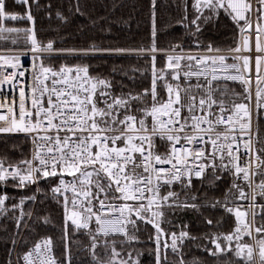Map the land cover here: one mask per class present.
<instances>
[{
	"label": "snow or ice",
	"instance_id": "6c2138e0",
	"mask_svg": "<svg viewBox=\"0 0 264 264\" xmlns=\"http://www.w3.org/2000/svg\"><path fill=\"white\" fill-rule=\"evenodd\" d=\"M15 2L23 13L0 0V41L15 45L23 33L39 63L33 64L30 95L20 88L18 101L0 102V134H23L31 142L27 157L15 163L0 158V184L22 190L35 185V191L12 203L7 193L0 194V217L15 223L11 257L23 241L17 239L21 229L29 228L25 218L34 216L25 204L38 202L43 180L64 210L66 243L64 260L55 257L53 239L45 237L8 264H72L70 233L87 237L90 264H140L143 253L135 245L142 225L154 230L148 239L155 264H185L183 242L195 238L187 226L177 232L162 224L170 223L167 213L201 208H222L236 222L228 233L207 236L215 247L206 249L210 255L234 251L244 264H264V0H193L191 19L185 3L178 23L193 36L221 11L237 30L233 45L203 46L197 39L195 52L179 44L157 47L154 10L146 48L55 49L54 41L44 44L36 37L33 9L42 8L40 0ZM57 17L64 19L59 12ZM8 21L33 26L8 27ZM53 52L142 56L150 62L151 86L115 95L111 81L91 75L87 65H46L43 54ZM161 53L165 62L158 67ZM24 54L0 55V62L16 69ZM23 75L0 73V85L14 86ZM226 175L231 184L222 199L193 191L194 178L212 189ZM37 220L50 223L49 217ZM245 236L253 243H241ZM169 249L178 261H169Z\"/></svg>",
	"mask_w": 264,
	"mask_h": 264
},
{
	"label": "trees",
	"instance_id": "16d2710c",
	"mask_svg": "<svg viewBox=\"0 0 264 264\" xmlns=\"http://www.w3.org/2000/svg\"><path fill=\"white\" fill-rule=\"evenodd\" d=\"M42 8L33 9L35 17V31L37 40L46 44L54 41L55 49H89L93 45L98 48H125L138 49L148 47L152 41L153 10L155 11L156 45L160 49L167 50L172 45H182L184 49L196 50L195 41L198 39L201 45L211 43L214 47H228L233 45L236 36V26L231 18L222 11L218 18L207 24H202V32L193 36L188 30L178 23L184 15L183 5L188 6L189 18H192L193 0H156L153 8L152 0H40ZM51 5L50 8L46 6ZM79 6V12L76 6ZM9 10L13 12H24L23 5L9 2ZM57 12L64 17H57ZM30 43L26 41L21 33L17 43L11 41H0V48H27ZM46 65L59 68L61 65H87L93 76H99L111 81V91L115 95L122 92H142L151 86V70L149 61L142 56L110 55V54H67L43 56ZM164 56L158 55L157 66L164 65ZM36 63H39L36 61ZM115 69V71H114ZM139 69L140 71H134ZM239 91L238 85H230ZM264 127V122H262ZM160 151L164 148L157 140ZM30 140L22 135H0V158L7 157L8 162L27 157L30 154ZM52 183H55L53 181ZM193 191L200 197L207 192L209 197L222 199L227 188L231 184V177L225 176L217 186L208 189L202 187L198 179H193ZM50 184L41 181L43 190L37 193L38 202H26L25 211L34 212L31 219L25 218L29 225L28 229H21L18 240L23 237L24 243L16 247L12 256L9 250L12 248L10 234L15 231V223L12 220H4L0 217V264H8L9 259L13 262L16 253L26 251L42 237H51L54 242L53 252L58 260L65 259V243L63 237L64 210L60 204L51 199ZM176 191H180L176 186ZM35 185L31 189H17L8 185L0 184V194L7 193L11 198L9 203L18 202L21 196L32 195ZM44 193H47L45 197ZM42 201V202H40ZM37 217H49L50 223L43 224ZM205 218L212 219L213 224L208 225ZM259 220V217L257 218ZM167 221L162 227L169 231L181 230V226H187L184 230L190 233L182 245V255L185 264H244L243 260L236 257L234 251H226L212 256L206 249L215 251L214 245L207 238L209 234L228 233L236 226L235 217L226 213L222 208H201L195 210H177L175 214L167 213ZM220 221L219 224L216 222ZM6 229V230H5ZM146 229V230H145ZM151 225H142L139 233L140 243L135 245L143 254L140 256V264H155L151 249L154 244L148 237L153 232ZM119 239V237H117ZM248 239V238H243ZM242 240V241H243ZM241 241V242H242ZM71 254L72 264H90L91 257L85 246L87 237L81 233H70L67 242ZM222 241V246H223ZM119 247V245H118ZM235 243L233 244V248ZM169 261L176 262L179 257L168 250Z\"/></svg>",
	"mask_w": 264,
	"mask_h": 264
},
{
	"label": "built area",
	"instance_id": "2783aa9c",
	"mask_svg": "<svg viewBox=\"0 0 264 264\" xmlns=\"http://www.w3.org/2000/svg\"><path fill=\"white\" fill-rule=\"evenodd\" d=\"M15 2V0H6V3L9 8V2ZM18 5V4H16ZM8 27H18V28H28L32 27V23L28 21H8L6 22ZM35 28V24H34ZM28 48H0V55H5V56H10L16 53H26L24 55H21L20 58H23V60H19L18 66L16 69L8 67V65L3 64V62H0V73H8V72H13L16 71L17 73L19 72H24L23 76H18L16 81H14V86L12 85H0V102L5 103L6 105L9 104L12 101H18L19 99V90L20 88H24L26 94L30 95V89L33 86V64L36 63V61L33 60V55L31 52L28 51ZM186 51L188 49H185ZM195 52L196 50H192ZM69 53L67 52H53V53H45L43 56L46 55H67ZM77 55V54H74ZM160 55H163L162 53ZM164 56V55H163ZM67 65V64H64ZM79 65V64H73L72 66ZM0 135H8V136H14V135H22L23 134H0ZM31 145V142H30ZM241 151L243 149L241 148ZM195 179V178H194ZM45 238V237H42ZM40 238L39 240H41ZM244 238L249 237L245 236ZM38 240V241H39ZM54 253V252H53Z\"/></svg>",
	"mask_w": 264,
	"mask_h": 264
},
{
	"label": "rangeland",
	"instance_id": "374dc122",
	"mask_svg": "<svg viewBox=\"0 0 264 264\" xmlns=\"http://www.w3.org/2000/svg\"><path fill=\"white\" fill-rule=\"evenodd\" d=\"M20 60H23V58H20ZM244 242H247V243H250V244L253 243V241L251 239H244L241 243H244Z\"/></svg>",
	"mask_w": 264,
	"mask_h": 264
}]
</instances>
